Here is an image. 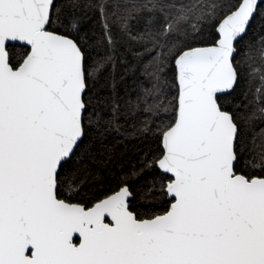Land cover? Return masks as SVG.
Listing matches in <instances>:
<instances>
[{
	"label": "snow or ice",
	"instance_id": "obj_1",
	"mask_svg": "<svg viewBox=\"0 0 264 264\" xmlns=\"http://www.w3.org/2000/svg\"><path fill=\"white\" fill-rule=\"evenodd\" d=\"M0 264H264V0H0Z\"/></svg>",
	"mask_w": 264,
	"mask_h": 264
}]
</instances>
